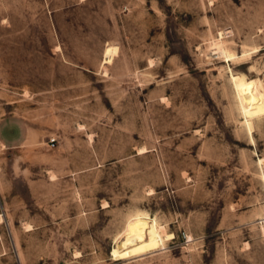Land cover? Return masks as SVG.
<instances>
[{"label":"rangeland","instance_id":"rangeland-1","mask_svg":"<svg viewBox=\"0 0 264 264\" xmlns=\"http://www.w3.org/2000/svg\"><path fill=\"white\" fill-rule=\"evenodd\" d=\"M0 264H264V0H0Z\"/></svg>","mask_w":264,"mask_h":264},{"label":"bare ground","instance_id":"bare-ground-1","mask_svg":"<svg viewBox=\"0 0 264 264\" xmlns=\"http://www.w3.org/2000/svg\"><path fill=\"white\" fill-rule=\"evenodd\" d=\"M225 34L219 33V40L212 46L210 51L212 57H216V59L223 62L229 60L226 50L222 47V41L226 38ZM242 103L243 109L246 108L247 111H254L259 105L258 99L253 95L244 96ZM161 230L162 227L156 220L150 218L147 214H139L122 232L120 241L117 242V246L113 250L114 259L122 260L156 251L160 245H163Z\"/></svg>","mask_w":264,"mask_h":264},{"label":"built area","instance_id":"built-area-1","mask_svg":"<svg viewBox=\"0 0 264 264\" xmlns=\"http://www.w3.org/2000/svg\"><path fill=\"white\" fill-rule=\"evenodd\" d=\"M55 140H50V146L53 147V144H54Z\"/></svg>","mask_w":264,"mask_h":264}]
</instances>
